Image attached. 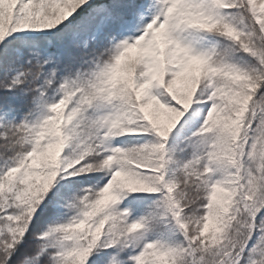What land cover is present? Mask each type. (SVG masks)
Listing matches in <instances>:
<instances>
[{
    "label": "snow or ice",
    "instance_id": "1",
    "mask_svg": "<svg viewBox=\"0 0 264 264\" xmlns=\"http://www.w3.org/2000/svg\"><path fill=\"white\" fill-rule=\"evenodd\" d=\"M0 264H264V0H0Z\"/></svg>",
    "mask_w": 264,
    "mask_h": 264
}]
</instances>
